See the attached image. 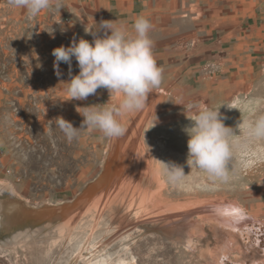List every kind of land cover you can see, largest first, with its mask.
I'll return each mask as SVG.
<instances>
[{"label":"rangeland","instance_id":"1","mask_svg":"<svg viewBox=\"0 0 264 264\" xmlns=\"http://www.w3.org/2000/svg\"><path fill=\"white\" fill-rule=\"evenodd\" d=\"M248 26L242 46L235 38L227 45L225 66L205 59L203 48L188 68L180 62L178 88L153 91L143 109L127 114L123 137L83 129L69 143L56 117L79 127L77 106L107 107L120 97L109 101L101 88L87 100H65L68 65L58 78L52 51L77 40L76 28L54 7L31 17L0 0V264H264V239L257 243L264 140L233 149L225 182L186 165L183 131L199 106L221 107L236 134L242 118L253 119L247 107L264 114V29ZM228 103L245 109L243 117ZM163 162L184 165L185 181L169 182ZM12 200L26 220L10 221ZM224 204L244 214L217 216L213 207Z\"/></svg>","mask_w":264,"mask_h":264},{"label":"clouds","instance_id":"2","mask_svg":"<svg viewBox=\"0 0 264 264\" xmlns=\"http://www.w3.org/2000/svg\"><path fill=\"white\" fill-rule=\"evenodd\" d=\"M10 6L23 8L31 17L42 10L64 8L63 0H8ZM151 22L139 16L133 24V33H129L122 24L113 20H101L92 29L85 27L94 39L89 41L73 38L68 46L61 45L52 51L54 70L59 78L63 75L61 63L68 65L71 79L67 81L68 98L65 100L84 101L97 94L98 89H107L111 100L115 94L120 97L117 104L107 107L93 105L77 106V112L84 118L79 127L63 116L53 121L69 143L78 139L81 130H99L107 138L119 139L126 134L124 117L143 109L147 97L162 83L163 69L153 55V41L149 36ZM103 32V35L99 33ZM54 38V32H49ZM73 58L79 67L78 74H72ZM108 103V102H107ZM104 103V104H107ZM228 109H242L239 105L228 103ZM221 108V107H220ZM219 110L206 106L196 108V114L189 117L191 123L183 131L189 137L186 165L206 173L210 179L227 181L229 162L233 159V149L241 142L264 140V114L255 115L256 108L246 110L253 119H244L233 127L226 126V115ZM163 173L173 184L183 183L187 177L184 165L163 162ZM11 192L10 186H4ZM212 211L226 220H235L244 214L243 209L232 204L213 207Z\"/></svg>","mask_w":264,"mask_h":264},{"label":"crops","instance_id":"3","mask_svg":"<svg viewBox=\"0 0 264 264\" xmlns=\"http://www.w3.org/2000/svg\"><path fill=\"white\" fill-rule=\"evenodd\" d=\"M63 4L58 11L76 28L77 41H92L94 37L85 27L92 29L101 20L122 24L131 34L135 19L147 18L153 26L149 33L153 55L163 69L157 92L178 88L173 78L179 76L180 62L188 68L200 48L207 55L205 59L225 66L227 45L234 38L235 44H244L246 24L251 29H264V0H63Z\"/></svg>","mask_w":264,"mask_h":264},{"label":"bare ground","instance_id":"4","mask_svg":"<svg viewBox=\"0 0 264 264\" xmlns=\"http://www.w3.org/2000/svg\"><path fill=\"white\" fill-rule=\"evenodd\" d=\"M22 204V203H21ZM8 210H10V212H9V214H8V216H9V219H10V221H12V222H15V221H23L24 219L26 220V218H24L26 215H28L26 212V209L24 208V207H22V205H18L17 206V204H15V203H13V200L12 201H9V203H7V207H6ZM28 210V209H27ZM154 211V210H153ZM38 212V211H37ZM42 213V212H41ZM24 218V219H23ZM34 218V217H33ZM42 218V217H41ZM30 219V218H29ZM8 222V221H7ZM74 223V222H73ZM9 225V224H8ZM11 227V226H10ZM250 228V227H249ZM249 228L247 229V230H249ZM243 230V229H242ZM246 230V231H247ZM243 231H245V230H243ZM264 231V230H263ZM248 232V231H247ZM262 232V231H261ZM246 233V232H245ZM249 233V232H248ZM247 233V235L249 236V234ZM253 233V232H252ZM255 233V232H254ZM244 234V233H243ZM252 235V234H251ZM258 235V234H257ZM244 236V235H243ZM258 237H259V235H258ZM246 239V238H245ZM264 239V233L262 234L261 233V235H260V237L258 238V241H257V243H259V241H262ZM249 240V239H248ZM253 240V239H252ZM244 242H245V240H244ZM248 242V241H247ZM257 243H255L254 245H257ZM263 244V243H262ZM253 244H251V246H252ZM250 246V247H251ZM249 247V248H250ZM252 248H255V246L254 247H252ZM252 250V249H251ZM227 257V256H226ZM227 260L229 261L230 260V258L228 259L227 258ZM112 261V260H111ZM226 261V260H225ZM107 262V261H106ZM126 262H128V261H125V264H126ZM227 263V262H226ZM104 264H106V263H104ZM120 264V263H119Z\"/></svg>","mask_w":264,"mask_h":264}]
</instances>
